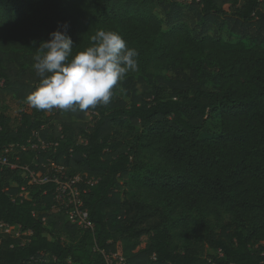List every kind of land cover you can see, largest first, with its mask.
I'll list each match as a JSON object with an SVG mask.
<instances>
[{
	"label": "trees",
	"instance_id": "1",
	"mask_svg": "<svg viewBox=\"0 0 264 264\" xmlns=\"http://www.w3.org/2000/svg\"><path fill=\"white\" fill-rule=\"evenodd\" d=\"M63 25L73 55L97 29L138 51L137 79L107 106L27 104L37 48ZM0 80L21 106L0 114V157L39 131L57 145L19 164L43 173L51 158L97 179L83 230L52 208L54 184L0 163V221L20 231H0V264H107L119 248L126 264H264V0H0Z\"/></svg>",
	"mask_w": 264,
	"mask_h": 264
},
{
	"label": "clouds",
	"instance_id": "2",
	"mask_svg": "<svg viewBox=\"0 0 264 264\" xmlns=\"http://www.w3.org/2000/svg\"><path fill=\"white\" fill-rule=\"evenodd\" d=\"M61 27L37 48L33 68L41 81L27 96V104L49 112L107 106L116 86L129 72L137 71L138 51L128 47L119 32L97 29L91 45L73 55L68 26Z\"/></svg>",
	"mask_w": 264,
	"mask_h": 264
},
{
	"label": "built area",
	"instance_id": "3",
	"mask_svg": "<svg viewBox=\"0 0 264 264\" xmlns=\"http://www.w3.org/2000/svg\"><path fill=\"white\" fill-rule=\"evenodd\" d=\"M33 137L28 140L27 144H10L5 153L0 157V163L9 167L10 169H18L25 179L28 180L30 185L33 184H54V202L52 208L58 211H63L68 221L71 224L76 225L83 230H94L93 222L90 218V214L87 208H85L83 195L87 193L88 186L97 182V179L90 177L88 173H79L74 176H68L64 174L65 168L59 164H56L54 160L48 158L46 162L42 163V167L45 169L43 173H38L32 169L30 164H19L20 156L17 152H27L29 149L41 148L46 150L57 143L46 142L39 134V131L33 132ZM9 154L13 155V159L9 157ZM19 197H25L26 187L21 188ZM0 231L6 232L11 235H16L13 232L17 231V235H20V231L12 230V228L5 222L0 221ZM27 234L29 232H23ZM106 259L107 264H126V257L121 252H105L102 251Z\"/></svg>",
	"mask_w": 264,
	"mask_h": 264
},
{
	"label": "rangeland",
	"instance_id": "4",
	"mask_svg": "<svg viewBox=\"0 0 264 264\" xmlns=\"http://www.w3.org/2000/svg\"><path fill=\"white\" fill-rule=\"evenodd\" d=\"M184 11H185V13H190V14L192 13V11L190 12L189 7H184ZM156 12L160 18L165 19V16H166L165 12L161 8H157ZM166 26H168V25H166V23H165V27ZM220 34L224 38H228L229 37L228 28H224L223 31L220 32ZM130 73L133 74L134 80H136L137 79V76H136L137 73L136 72H130ZM2 84H3V82H2V80H0V85H2ZM119 87H120L119 93L124 94L123 86L120 85ZM20 108H21V106L19 105V103L17 101L13 100L11 97H4L2 95V93L0 94V114L6 113V114H9L12 118H14V117L18 116ZM88 118L91 119L92 115L88 114ZM13 233L17 235V231H15ZM148 240H149L148 237H144L141 241L140 246L136 249V251L141 249V248H144L146 246ZM118 251L121 252L122 254L124 253L122 248H119Z\"/></svg>",
	"mask_w": 264,
	"mask_h": 264
}]
</instances>
